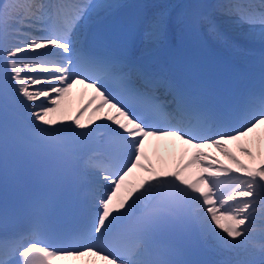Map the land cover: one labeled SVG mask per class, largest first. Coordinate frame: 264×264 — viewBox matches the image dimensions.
Here are the masks:
<instances>
[{"label":"snow or ice","instance_id":"obj_1","mask_svg":"<svg viewBox=\"0 0 264 264\" xmlns=\"http://www.w3.org/2000/svg\"><path fill=\"white\" fill-rule=\"evenodd\" d=\"M114 7L102 0H0V180L10 163L38 152L56 161L79 157L95 182L107 185L92 194L90 226L61 238H53L40 208L13 233L0 216V264H264V76L259 89L221 114L145 71L127 51L88 48L82 22ZM218 10L264 41V0H225ZM202 20L219 35L208 16L192 23ZM168 24L165 12L151 16L145 41H162ZM161 85L170 100L157 95ZM77 86L90 95L73 116L65 105ZM10 102L26 110V143L7 122ZM152 140L180 142L192 155L173 170L158 169L146 153ZM212 148L229 163L205 151ZM193 166L195 179L186 176ZM140 172L147 175L130 179ZM178 233L189 246L197 243L193 236L209 243L221 258H179Z\"/></svg>","mask_w":264,"mask_h":264},{"label":"bare ground","instance_id":"obj_2","mask_svg":"<svg viewBox=\"0 0 264 264\" xmlns=\"http://www.w3.org/2000/svg\"><path fill=\"white\" fill-rule=\"evenodd\" d=\"M130 1V0H102V2L105 3H112L115 4L116 7L108 9L107 11H101L98 15H93L91 16V18H88L86 21L82 22L81 25V31H82V27L83 25L85 26V23L91 22L93 20H99L103 17H106L108 14L112 13V11H114L116 8H118L120 5H122L123 3ZM148 3V17H147V22L148 20L151 18V16H153L154 14L158 13V12H165L168 17L169 14H171V19H170V26H169V31L171 33H174L177 28H178V21L182 19V15H183V11H184V6L188 3L189 0H146ZM214 18H216L218 20L219 25H223L226 28H228L236 37L242 38V37H246L244 39H250L253 38L249 33L248 30L245 27L239 26L236 23L232 22L227 16L223 15L221 13L220 10H218V5L215 7V12L212 15ZM147 22L144 25L143 31L141 33V35L138 38V51H148L151 50L155 47H158L159 45H161L162 41H160L159 43L156 44H151V43H147L144 39V31L147 27ZM38 34V33H37ZM258 37V36H256ZM214 39L216 40L217 37L216 35L214 36ZM231 53L233 56H235L236 58L240 59L239 56H246L244 55L241 50L239 49H230ZM248 60L251 61V58L247 57ZM88 95H90V92L86 93V91L83 89L82 86H77L73 92L70 94L68 100L66 101V108H67V112L69 115H76L78 109L83 105V103L86 102V99L88 98ZM148 147L150 149H152L154 147L153 142L150 141L148 142ZM172 147V149H174V145H170ZM228 147L236 153L237 156H239L242 160H244L246 163H248L250 161V158L244 156L238 149L237 146V142H230ZM157 149L159 150H163V146L161 144L157 145ZM174 151V150H173ZM172 150L170 151H161L164 154L162 155V158H158V157H154L153 158V164H155V166L160 169V168H167L165 170H173V166L170 164L171 162H177L178 160V155L175 154ZM206 152L211 153L212 156L214 157H218L219 159L223 160L225 164H228L229 161L222 156L218 150L212 148V149H205ZM180 157V155H179ZM181 158L184 159L185 158V154L182 152L181 153ZM181 160V159H180ZM183 161V160H181ZM184 162V161H183ZM211 160L206 161L205 163H211ZM166 163V164H163ZM199 173V168H191L186 172V176L190 177V178H197V175ZM147 173H137L134 176L130 177L131 180L135 181L136 179H138L140 176L144 177L146 176ZM92 179L94 180L92 174H91ZM124 190L122 189L121 192L117 193L116 196V200H118L121 196H123ZM206 244L209 246V248L212 251V255L214 260L220 259L221 257H219L212 249L211 245L209 243L206 242Z\"/></svg>","mask_w":264,"mask_h":264}]
</instances>
